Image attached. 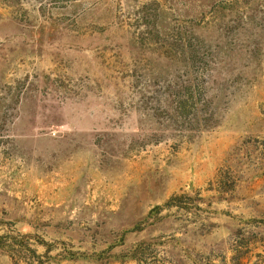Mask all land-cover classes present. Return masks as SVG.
<instances>
[{
    "label": "rangeland",
    "instance_id": "rangeland-1",
    "mask_svg": "<svg viewBox=\"0 0 264 264\" xmlns=\"http://www.w3.org/2000/svg\"><path fill=\"white\" fill-rule=\"evenodd\" d=\"M0 264H264V0H0Z\"/></svg>",
    "mask_w": 264,
    "mask_h": 264
},
{
    "label": "trees",
    "instance_id": "trees-1",
    "mask_svg": "<svg viewBox=\"0 0 264 264\" xmlns=\"http://www.w3.org/2000/svg\"><path fill=\"white\" fill-rule=\"evenodd\" d=\"M175 201H177L174 198H170L168 199L164 204L163 206H172V205H176L177 203H175ZM162 208V206H156L155 209L158 210ZM140 248L139 246H137L130 255L128 254H115L114 255V260L116 261H125L126 259H137L139 258V252H140ZM87 255L85 253H79L78 255H72V256H68L66 257V259L70 260V261H75V260H78V259H91V258H88L86 257ZM98 258H95L94 260H97Z\"/></svg>",
    "mask_w": 264,
    "mask_h": 264
}]
</instances>
